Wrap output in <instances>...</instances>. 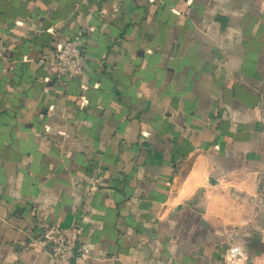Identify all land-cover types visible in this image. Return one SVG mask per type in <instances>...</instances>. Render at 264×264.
Segmentation results:
<instances>
[{"label": "crops", "instance_id": "crops-1", "mask_svg": "<svg viewBox=\"0 0 264 264\" xmlns=\"http://www.w3.org/2000/svg\"><path fill=\"white\" fill-rule=\"evenodd\" d=\"M0 50V264H264V0H0Z\"/></svg>", "mask_w": 264, "mask_h": 264}, {"label": "built area", "instance_id": "built-area-1", "mask_svg": "<svg viewBox=\"0 0 264 264\" xmlns=\"http://www.w3.org/2000/svg\"><path fill=\"white\" fill-rule=\"evenodd\" d=\"M49 68L66 77L81 73L82 44L79 35L66 39L49 55ZM1 59V50H0ZM46 57H40L38 62L44 63ZM81 227L71 225L61 227L45 225L30 237L28 246H34L45 252L52 264H85L86 256L78 246ZM237 248L230 250V256L238 254ZM231 262L235 264L232 260Z\"/></svg>", "mask_w": 264, "mask_h": 264}]
</instances>
